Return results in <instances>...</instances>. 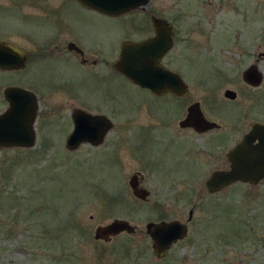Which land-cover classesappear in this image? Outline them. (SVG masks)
<instances>
[{
	"label": "rangeland",
	"instance_id": "1",
	"mask_svg": "<svg viewBox=\"0 0 264 264\" xmlns=\"http://www.w3.org/2000/svg\"><path fill=\"white\" fill-rule=\"evenodd\" d=\"M240 3L242 0H150L144 7L155 8L160 17L182 16L175 23L180 39L168 61H174V68L190 86L192 103L208 93L201 83L213 87V60L218 61L227 51L222 57L236 59L232 51L239 46L231 47V36L217 21H231L234 31L236 26L240 28L236 24ZM185 5L190 16H184ZM241 8L250 16V35L260 34L264 5L259 15H250L249 4ZM24 11L29 20L16 9L10 20L30 27L32 35L48 38L59 34L68 40L70 34L52 20L62 12L73 24L74 34L100 42L105 51L120 40V18L96 14L75 0H30ZM145 15L133 13L121 19ZM118 81L128 94L125 112L118 111L115 103L104 105L98 97L89 107L113 122L102 146L83 145L67 151L69 122L63 118L68 113L64 108L61 114H49L52 107H44L48 123L60 121V134H50L48 125L44 134H37L32 149L0 148V264H135L138 256L137 264H264V182L236 184L210 193L206 181L216 165L208 163L202 140L187 136L184 147L171 141L162 147L156 138L158 134H180L179 122L185 115L177 111L179 102L171 108L174 124L161 128L159 113L138 106L142 99L151 100L150 96L128 81ZM254 97L257 99L256 92ZM142 126L149 129L140 131ZM137 149L142 153H136ZM137 173L144 176L148 202L133 195L129 182ZM191 210L194 215L189 222ZM116 219L136 226L137 237L119 238L112 245L97 242L95 230ZM174 220L188 225V236L158 261L146 227L151 222ZM123 245L131 247V261Z\"/></svg>",
	"mask_w": 264,
	"mask_h": 264
},
{
	"label": "flooded vegetation",
	"instance_id": "2",
	"mask_svg": "<svg viewBox=\"0 0 264 264\" xmlns=\"http://www.w3.org/2000/svg\"><path fill=\"white\" fill-rule=\"evenodd\" d=\"M75 1L82 8L93 11L96 14L107 18H120L121 34L118 43L105 51L100 42H95L85 36L79 37L73 33V24L67 17H64L62 12L60 13L63 16L60 13H58L59 15L56 13L52 20L56 22V26L60 27L62 25L61 27H64L70 34L68 40H63V36L59 34L48 38L43 35H32L30 27L10 20L15 9L22 15L24 20H29L30 16L24 10L28 7L30 0H22V2L0 0V58L6 59L7 64L14 65L15 49L21 52L24 58L22 69H10V67L2 69L0 67V115L10 108V101L6 98V91L10 88H20L25 91L24 95L28 102L32 103V105L35 103L38 107L37 119L34 125L36 134H44L43 130L48 125L50 134H60L62 131L60 121L55 122L52 119L48 123L46 119L47 112L44 111V107H52L49 109V114H58L59 112L61 114L65 108L68 114L63 119H67L69 122L68 125L66 123L69 130L67 129L65 134H71L74 130L73 116L79 111L107 117L105 114L89 109L95 97H98L99 101L104 105L115 103L118 106L116 108L118 111L123 110L125 112L128 99L126 96L127 92L118 81V79H123L150 96L151 100L145 97L146 99L139 101L138 106L147 109V111L153 108L155 113H159L158 119H161L162 123L159 125L161 128H169L170 125L174 124L173 112L175 111L172 110V106H174L175 101L179 102L177 111L181 110L185 115L179 122L180 134H158L156 138L162 147H165L168 141H171L172 144H182L184 147L187 136L200 139L205 150L204 153L209 158L208 163L216 165L213 173L230 170V152L243 143L256 125L264 126V29H260V34L250 35V16H247V11L241 8V5L249 4L251 9H249V12H253L250 15H259L260 12L262 13L263 8L260 7H263L264 0H242V3L237 4L240 19L236 21V24H240V28L236 26L235 31L234 26L230 23L231 21H228L227 24H224L226 19L217 21L220 29H224L231 36V47L233 45L239 46L232 51L236 59L232 58L233 60H230V57H222V54H229V51H227L221 54L218 61L213 60L211 69L215 77L213 87L207 83H201L202 89L208 93L203 100L194 103L189 99L190 86L185 81L184 83L188 90L186 96L180 97L170 91L157 95L150 89L142 88L132 83L115 68V65L122 57L126 43L139 44L156 37L153 20L160 19L170 24L174 30L173 48L162 58L161 64L168 71L180 75L179 69L174 68V61H168V59L180 39L175 23L182 16L172 15L170 17L168 15L160 17L155 8L149 11L148 7L144 8V6L131 13L112 17L94 9H87L77 0ZM185 9L186 11L188 10L187 5H185ZM186 11L184 16H190L188 11ZM133 13L146 15L137 19H121ZM228 13L225 14V18L229 15ZM193 24L196 26L195 23ZM16 37L19 41H15ZM20 41L23 42L22 46L17 43ZM251 70H253L252 73H250ZM70 71H73V73H70ZM260 91H262L261 94H259ZM228 92H232L231 95L234 97H227ZM255 92L257 93V99L254 97ZM195 104H199L204 118L209 122L203 127L205 129L202 131L193 127L182 128L180 126V123L187 118L189 109ZM56 123H58V127H56ZM211 124H214V127H210ZM142 129L149 128L148 126H142L140 131ZM261 134H264V131ZM142 151L137 149L136 153H142ZM157 154L159 153L157 152ZM134 176H136L137 187L146 190L143 186V174L137 173ZM134 227L136 228L134 234L124 232L113 237L110 242L96 241L105 245H112L114 240L119 238L129 237L133 239L138 235V228ZM122 248L126 251L125 256L130 258L127 260L131 261L129 252L131 247L123 245ZM151 249L153 253L152 240ZM165 258L156 259L163 261ZM138 259H140V256L136 258V263L135 260H132V262L137 264ZM120 263L123 264V261Z\"/></svg>",
	"mask_w": 264,
	"mask_h": 264
},
{
	"label": "water",
	"instance_id": "3",
	"mask_svg": "<svg viewBox=\"0 0 264 264\" xmlns=\"http://www.w3.org/2000/svg\"><path fill=\"white\" fill-rule=\"evenodd\" d=\"M87 9H94L109 16H120L149 3L150 0H78ZM153 25L156 37L146 42L126 43L121 59L115 65L116 70L125 75L132 83L152 90L161 95L173 92L177 96H186L188 90L182 78L165 69L162 58L173 48L174 30L172 26L160 19H154ZM24 58L15 49V63L7 64L6 59L0 58V67L6 69H22ZM253 70L250 71L252 73ZM25 91L20 88H10L6 91V98L10 101V108L0 115V148L20 147L32 149L37 142L34 125L37 119V105L29 103ZM228 92L227 97H234ZM74 130L67 137L65 148L74 152L83 145L101 146L113 122L106 116L92 115L84 111L74 114ZM209 124L199 108V104L189 109L187 118L180 123L182 128L193 127L202 131ZM210 127H214L211 124ZM264 131L263 125H256L252 133L243 143L229 154L231 169L216 171L207 181L210 193L221 192L236 183L257 186L264 181ZM136 176L130 181L133 194L140 200L148 201L150 193L137 187ZM194 211L189 213L190 222ZM147 234L152 240L153 254L157 259L167 256L172 247L184 240L189 233L188 225L181 221L151 222L147 225ZM136 228L126 220H114L95 230V240L110 242L115 236L127 232L134 234Z\"/></svg>",
	"mask_w": 264,
	"mask_h": 264
}]
</instances>
